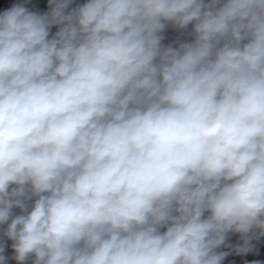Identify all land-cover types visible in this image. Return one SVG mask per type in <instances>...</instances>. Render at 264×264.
Instances as JSON below:
<instances>
[{"label":"clouds","instance_id":"obj_1","mask_svg":"<svg viewBox=\"0 0 264 264\" xmlns=\"http://www.w3.org/2000/svg\"><path fill=\"white\" fill-rule=\"evenodd\" d=\"M70 4L0 12L13 259L222 264L230 232L249 251L264 235V0ZM168 24L191 40L164 45Z\"/></svg>","mask_w":264,"mask_h":264}]
</instances>
